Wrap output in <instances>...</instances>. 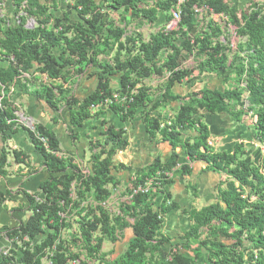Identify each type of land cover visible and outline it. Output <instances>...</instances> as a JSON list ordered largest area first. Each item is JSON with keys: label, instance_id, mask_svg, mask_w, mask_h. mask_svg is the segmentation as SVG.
Returning a JSON list of instances; mask_svg holds the SVG:
<instances>
[{"label": "trees", "instance_id": "16d2710c", "mask_svg": "<svg viewBox=\"0 0 264 264\" xmlns=\"http://www.w3.org/2000/svg\"><path fill=\"white\" fill-rule=\"evenodd\" d=\"M12 1L19 24L6 27L0 20V61L10 62L8 68H0V134L4 144L22 126L16 118L17 107L9 98L13 86L53 109L61 100L65 101L73 127H80L92 117L91 109L103 105L114 93L125 95L144 80L153 76L163 78L169 73L162 101L151 110L172 102L180 103V109L169 120L146 117L151 139L160 136L174 151L168 162L156 159L134 175L124 189L125 194L149 180L154 181L153 190L122 202L116 216L101 204L120 185L112 170L116 156L129 146L123 130L104 123L102 138L91 143L92 171L85 177L73 158L61 160L55 155L60 153V145L53 133L41 127L32 131L23 126L30 133L34 149L45 158L51 178L40 188L43 200L27 196L31 213L27 225L6 234L9 239L21 240L22 258L12 251L11 258L0 257V264H42L49 251H54L53 264H68L78 257L71 255V244L95 264H264L263 163L256 165L252 156H247L244 145H237L233 154L214 150L208 144L211 133L203 121L206 115L232 114L241 122L254 113L255 141L264 146V0H249L247 8L233 6L234 2L227 0H185L179 7L177 0H156L149 9L143 8V0H77L71 9L78 12L81 22L74 25L52 17L58 0ZM196 7H207L213 14L226 18V28L234 30L242 40L235 51L226 37L227 30L218 22L210 21L199 33ZM177 8L181 12L177 30L152 35L147 43L138 35L128 34L131 21L143 19L153 24L159 13H164L171 24L172 11ZM31 19L36 22L33 28L28 27ZM54 29L61 31L55 33ZM179 38L182 41L178 45ZM56 48L62 50L58 57L54 55ZM184 54L195 59V68L180 69ZM229 54L233 56L231 63ZM101 56H114L113 64L103 67L105 76L100 78L97 91L82 102L69 97L63 86L42 85L41 89L30 91L24 77L37 67L39 74L53 82L66 80L70 75L81 74L83 65L97 66ZM232 70L238 79L233 90L200 91L185 99L172 92L176 83L190 81L195 71L199 75L225 77ZM119 73L121 89L113 91L109 76ZM243 83L245 86L241 87ZM151 104L149 90L142 86L132 103L113 104L109 108L126 123ZM185 130L195 131V140L185 139ZM36 133L47 140L48 150ZM177 149L190 162L205 163L209 171L226 176L217 187L216 203L187 214L192 225L185 242L179 244L161 231L163 218L176 207L166 187L176 178L191 174L188 166L178 165ZM9 155L7 150L1 154L0 178L8 175ZM13 156L20 164L28 158L16 152ZM74 184L76 198L72 194ZM2 204L0 195V207ZM75 213L79 217V238L69 242L63 239V232L71 228L65 218ZM128 228L132 229L133 240L121 257L110 258L109 253H104V245H115Z\"/></svg>", "mask_w": 264, "mask_h": 264}, {"label": "crops", "instance_id": "0c3cea01", "mask_svg": "<svg viewBox=\"0 0 264 264\" xmlns=\"http://www.w3.org/2000/svg\"><path fill=\"white\" fill-rule=\"evenodd\" d=\"M143 1L145 3L143 8L149 9L156 0ZM227 1L230 2L229 0ZM76 2L77 0H58L57 9L52 12V17L62 21L64 24L74 25L75 23H80L78 12L71 9ZM233 6L238 5L234 3ZM204 14L205 12L202 15H198L200 20L199 33H202L211 21L204 17ZM156 18L157 20L153 24L148 23L147 20L134 19L127 28L128 34L136 36L140 33L135 30L141 28L143 35H138L139 39L147 43L152 35L172 30L171 24L168 23L164 13L157 14ZM214 18L215 20L218 19ZM0 20L7 24L6 27L19 24L16 8L12 0H1ZM115 20L118 22L117 17H115ZM222 23L219 22L221 27H223ZM181 41V38H179L177 44L179 45ZM61 51L59 48L54 49V55L60 56ZM232 51L235 50L233 49ZM184 56L183 66H196L193 57L186 54ZM113 57L101 56L98 58L97 66L83 65L81 66V74L70 75L66 80L53 82L46 75L39 74L37 67L29 74L24 75V77L28 81L30 91L39 90L42 85L63 86L69 97L72 96L82 102L97 91L100 78L105 76L103 67L112 65ZM232 58L233 56L229 54V63L233 61ZM9 66V61H0V68H8ZM234 74L232 70L225 77H219L217 74L211 73L199 75L195 71L190 81H185L182 84L176 83L172 92L181 99L187 98L191 93L200 91L217 90L224 92L227 90L226 86H229L230 89L236 88L238 79ZM121 78V73L109 76L113 91L121 89ZM164 83V79L157 77H150L142 82V86L149 90L152 104L144 111L138 112L134 120L126 123L121 122L111 109L102 107L93 110L92 117L85 121L82 126L73 127L70 119V107L63 100L58 103L57 108L53 109L44 101L24 93L19 86H13L9 89V98L17 107L16 118L20 121L22 119L27 120L33 128L41 127L53 133L59 141L60 153L66 157L73 158L74 163L80 170L92 171L90 164L92 156L91 143L102 138L101 136L105 129L104 123L113 125L117 130H123V138L128 141L129 146L125 152H121L116 156L112 170V175L120 183L119 187L115 189L114 196L120 198L124 196L121 193L122 189L124 190L128 186L139 170L152 165L156 159L166 163L173 154L172 146L163 141L160 136L151 139L145 122L147 116L160 117L164 120L172 119L180 109V103L172 102L168 105L161 104L156 111L151 110L154 104H160L162 101ZM203 121L209 127L210 140H212L216 151L233 154L237 145H244L247 156H251L250 153L254 152L258 147L262 148L255 141L254 118L251 123L246 120V117L241 122H238L232 114H217L206 115ZM183 135L185 139L193 141L197 133L185 130ZM4 150H7L10 155L7 167L8 175L0 178V195L3 201L0 207L1 237L9 231H14L27 225L31 216L27 196H36L39 200L43 199L44 195L41 194L40 188L51 178L45 165V158L34 149L30 133L23 126H20L7 144H4L0 134V158ZM14 152L27 156L26 163H16L13 158ZM175 152L178 155V165L188 166L191 169V174L176 178L170 186L166 187L165 191L171 195L172 202L176 207L164 217L161 231L164 235L171 237L174 243L179 244L185 242V236L192 225L187 214L192 210L199 211L216 203L217 187L222 181H225L226 176L223 173L209 171L205 163L190 162L181 149H177ZM132 240L133 232L131 228H128L115 245L107 249L104 247V253H109L110 258L117 259L123 255ZM3 246L4 240L0 239V249ZM118 249H120L119 253L117 252ZM106 250L111 251L107 252Z\"/></svg>", "mask_w": 264, "mask_h": 264}, {"label": "built area", "instance_id": "2783aa9c", "mask_svg": "<svg viewBox=\"0 0 264 264\" xmlns=\"http://www.w3.org/2000/svg\"><path fill=\"white\" fill-rule=\"evenodd\" d=\"M178 6L180 5H184L185 0H177ZM206 11V14H212V11L209 10L207 7H202V8H195V12L198 15H202V13ZM180 10L179 8L175 9L172 11L171 14V18H172V23H171V29L177 30L178 24L181 21L180 18ZM197 15V16H198ZM216 16L212 15L213 20H215ZM168 76H170V74H168ZM142 88V85H137L133 90H131L129 93L122 95L120 93H114L111 99L106 100V102L101 105L104 108H109L111 105L113 104H117V105H125L127 103H132L134 98L138 95V92L140 91V89ZM24 126L25 123L23 122ZM28 127V126H27ZM164 127V126H163ZM32 131H35L33 128L31 129ZM37 138L41 141V143L44 145V147L48 150V142L45 138L41 137L39 134L36 133ZM208 144L210 147L212 146V140L209 139ZM58 158L62 159H66L68 157L64 156L62 153H56L55 154ZM262 173L264 174V169L262 170ZM81 174L83 176H90L91 172H88L87 170L82 169L81 170ZM168 176H171L172 173H168ZM134 178V177H133ZM153 180H149L147 181V183L145 185H141L138 186V188H136L135 190H133L131 192V194H125L124 190L122 189V191L124 192V196H122V198H117L114 196V194L112 193V196L109 198L108 201L104 202L101 204V207L104 208L106 211H108L111 215L116 216L118 215L119 212V208H120V204L122 202H130L131 199L139 194H147L150 192V190H153ZM77 187L76 184H74L72 186V194L73 197L76 198V195L74 194V189ZM44 199V197H43ZM40 199V200H43ZM39 200V199H38ZM171 203L169 202L168 205H170ZM94 206L96 207L97 204H94ZM62 217H64V215H62ZM67 223H69L71 225V228L67 229L66 231L63 232V239L64 240H69L72 241L73 239L79 238V228H78V220L79 217L76 215H69L68 217L65 218ZM164 221V218H163ZM8 233V232H7ZM6 233V234H7ZM6 234H4L2 237L0 236V239L4 240V246L0 249V257L4 256L7 258H11L12 257V251L15 252L16 254L19 255V258H22V251H23V243L21 242V240L19 239H9ZM25 242H28V239L25 238ZM55 250V248H54ZM69 251L71 253L72 256H78L77 258H74L72 260H70L68 262V264H95L94 262H88L86 259V256L84 253H82L81 251H78L72 244L69 245ZM54 251H49L46 255L45 258H43L42 260V264H53V258H54Z\"/></svg>", "mask_w": 264, "mask_h": 264}, {"label": "rangeland", "instance_id": "374dc122", "mask_svg": "<svg viewBox=\"0 0 264 264\" xmlns=\"http://www.w3.org/2000/svg\"><path fill=\"white\" fill-rule=\"evenodd\" d=\"M230 2H234L235 3V5H238V7H244L245 6V4H246V0H229ZM260 3V2H259ZM246 8H247V6H245ZM197 8H202V7H197ZM204 12H206V11H204ZM209 14V13H208ZM113 17H115V16H113ZM204 17H206V18H208V16H207V14H204ZM209 19V18H208ZM218 20V19H217ZM33 19H31V21H29V23H28V25H30V24H32L33 23ZM219 22H223L222 23V25L225 27V30H227V32H226V37H229L230 38V40L232 41V43H233V49L235 50L236 49V44H239L240 42H242V40L240 41L235 35H233V32H232V30H230L229 28H226V24H225V19H219L218 20ZM33 25H36V22L34 21V23H33ZM35 27V26H34ZM137 33H140V34H137V35H143V32H142V30H141V28L140 29H137V30H135ZM168 31H174V29H172V30H168ZM230 61H231V58H230ZM187 66V65H186ZM188 67V66H187ZM190 67V66H189ZM194 67V65L193 66H191L190 68H193ZM226 88L227 89H229V86H226ZM239 109V108H238ZM246 120L249 122V123H251V120H252V118H251V115L249 114L247 117H246ZM20 121V120H19ZM25 123V125L26 126H28V127H31V128H33L30 124H29V122L27 121V120H24V119H22L21 121H20V123ZM212 146H213V148H214V145L212 144ZM250 155L252 156V158H253V160H254V163L255 164H257L258 166L261 164V163H263V168H264V146H262V148L260 149V147H258L254 152H252V153H250ZM119 187V186H118ZM115 189H117V188H115ZM115 189H112V193L113 194H115ZM121 193H123V195H125L124 194V192L122 191ZM116 197V196H115ZM120 198H122V197H120ZM131 223H133V222H131ZM164 223V222H163ZM163 223H162V226H163ZM122 243V242H121ZM120 243V244H121ZM111 246H113V244H105L104 245V247H106V249L107 248H111ZM107 252H110L111 250H106ZM118 253L120 252V249H118V251H117Z\"/></svg>", "mask_w": 264, "mask_h": 264}, {"label": "clouds", "instance_id": "9594fccd", "mask_svg": "<svg viewBox=\"0 0 264 264\" xmlns=\"http://www.w3.org/2000/svg\"><path fill=\"white\" fill-rule=\"evenodd\" d=\"M249 0H246V3L248 2ZM210 10V9H209ZM206 14V13H205ZM212 15H214V16H216V18H218V20L219 19H225L226 20V18H222V16L221 15H215V14H207V16H208V20H211V21H216V22H218L219 23V21L216 19V20H213V18H212ZM33 23H34V21H33ZM33 23L32 24H30V25H28V27L29 28H33L34 26H36V25H33ZM225 23H226V21H225ZM51 27V26H50ZM230 30H232V29H230ZM59 31H61V29H54V32L55 33H58ZM232 32H233V35H235V32H234V30H232ZM236 36V35H235ZM237 37V36H236ZM233 44V43H232ZM234 46V45H233ZM232 46V47H233ZM236 46V49H237V47H238V44H236L235 45ZM235 49V50H236ZM190 57H192V56H190ZM163 61V56H160V62H162ZM184 65V64H183ZM195 68V67H194ZM180 69H191L190 67H187V66H182V68H180ZM168 74L169 73H166L164 76H163V78L162 79H164L165 80V82L169 79V77L170 76H168ZM154 77V76H153ZM241 86V85H240ZM245 85H244V83L242 84V86L241 87H244ZM237 87V86H236ZM233 89H235V88H232V89H227V90H233ZM97 108H102V106H99V107H93L92 109H91V111H92V113H93V110H95V109H97ZM108 109H110V108H108ZM250 115H251V118L253 119H255V117H253L254 116V113H250ZM256 120V119H255ZM18 124H20V125H22V126H24V124L23 123H20V121L18 120ZM25 128H28V129H32L31 127H27L26 125L24 126ZM34 129V128H33Z\"/></svg>", "mask_w": 264, "mask_h": 264}]
</instances>
